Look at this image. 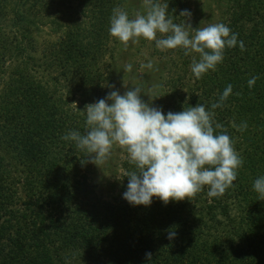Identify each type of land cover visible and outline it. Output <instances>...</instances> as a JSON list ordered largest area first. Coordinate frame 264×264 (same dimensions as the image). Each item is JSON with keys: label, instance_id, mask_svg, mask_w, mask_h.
Here are the masks:
<instances>
[{"label": "trees", "instance_id": "obj_1", "mask_svg": "<svg viewBox=\"0 0 264 264\" xmlns=\"http://www.w3.org/2000/svg\"><path fill=\"white\" fill-rule=\"evenodd\" d=\"M54 1L56 10L48 0H0V264H264V200L253 187L264 176V0H232L220 23L238 43L215 70L194 75L185 93L183 75L166 78L168 110L203 104L214 113L216 134L226 131L243 159L237 179L218 197L205 186L193 199L154 196L148 206L124 198L127 176L118 194L101 196L87 152L62 139L84 135L86 105L114 90L110 18L116 7L131 18L130 0ZM40 16L66 19L68 29L37 56L28 29ZM178 59L189 62L184 50ZM228 84L232 93L212 109Z\"/></svg>", "mask_w": 264, "mask_h": 264}, {"label": "clouds", "instance_id": "obj_2", "mask_svg": "<svg viewBox=\"0 0 264 264\" xmlns=\"http://www.w3.org/2000/svg\"><path fill=\"white\" fill-rule=\"evenodd\" d=\"M143 7L144 13L137 11L134 18H130L123 8H114L110 35L125 49L129 41L138 43L142 37L154 41L160 50L180 47L186 56L193 52L199 54V59L193 58L190 66L197 79L222 63L226 48L237 46L238 34L232 33L224 23L195 28L190 34L187 30L192 27L190 24L186 27L168 17L167 2L143 0ZM180 15L189 17L191 13L184 10ZM158 33L161 34L159 38ZM239 47L241 51L245 50L243 41H239ZM141 67L152 69L153 63L149 61ZM124 70L131 72L132 65H125ZM257 79L253 76L248 80L249 88ZM142 91L138 86L123 95L111 91L106 98L87 104L86 133L81 135L71 131L62 139L75 142L76 148L85 150L90 162L99 166L111 156L114 145L125 149L130 162L138 169L125 175L129 182L123 195L133 205L148 206L154 196L165 204L171 200L193 199L205 186L209 197L223 195L237 179L243 159L226 131L216 134L215 130L223 126L217 123L214 127V113L206 110L205 105L197 104L165 115L161 108L141 99ZM232 91L233 86L228 84L211 108L222 107ZM233 127L243 131L247 124H233ZM253 187L264 200V176L257 178ZM175 235L174 231L170 232L169 238ZM146 256L151 259L152 253H146Z\"/></svg>", "mask_w": 264, "mask_h": 264}, {"label": "rangeland", "instance_id": "obj_3", "mask_svg": "<svg viewBox=\"0 0 264 264\" xmlns=\"http://www.w3.org/2000/svg\"><path fill=\"white\" fill-rule=\"evenodd\" d=\"M54 2V0H48V4H45L46 8L50 7L52 10H56L52 7L55 6ZM161 2H167V15L174 23L184 24L186 27L188 24L192 26L187 27L190 34L194 33L195 28H202L223 21L222 19L226 15L225 12H228V7L232 5V0H185L184 9L181 3H178L173 9L174 4H171L168 0H161ZM130 3L134 11L131 18H134L137 11L144 13L143 0H130ZM184 10H188L191 15L189 17L181 16L180 13ZM58 20L60 21H55L52 16H40L38 21L29 24V37L35 40V55H42L43 51L57 42L68 29L66 19ZM160 35L158 33V38ZM118 42L119 54L117 57L119 59L116 62L118 63V76L116 75L117 78L113 82V86H115L113 91H119L123 95L129 89L138 86L144 90L140 94L143 101L153 107L161 108L165 115L168 111L175 113L174 110H168L165 107L164 95H168L167 92H169V86L171 85L166 82V78L172 76L178 78V76L183 75L184 81L177 82V86L181 93H185L190 83L193 85L195 82L190 66L192 59H197L198 54L195 53L194 55L193 52V55L192 53L187 55L186 57L189 56V62L184 66L183 61L178 59L183 54V48L160 50L156 47L154 41H148L142 37L139 38L138 43L129 41L126 49L121 42ZM149 61L153 63L152 69L141 67L142 64H147ZM127 64L132 65L131 72L124 70V66ZM116 70L114 69V72ZM154 85H159V87L153 88ZM111 103L112 101H110ZM129 161L126 150L117 144L113 146L111 156L104 163L100 166L93 164L90 181L101 196L110 199L118 194V190L121 189V185L126 179L125 175L130 172L125 165Z\"/></svg>", "mask_w": 264, "mask_h": 264}]
</instances>
